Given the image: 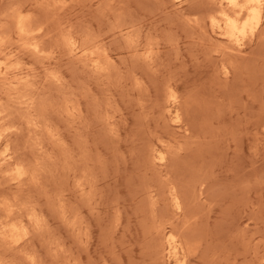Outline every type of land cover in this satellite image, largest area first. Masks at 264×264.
<instances>
[{
    "label": "rangeland",
    "instance_id": "1",
    "mask_svg": "<svg viewBox=\"0 0 264 264\" xmlns=\"http://www.w3.org/2000/svg\"><path fill=\"white\" fill-rule=\"evenodd\" d=\"M57 1L0 2V150L25 167L15 182L0 162V234L31 233L22 253L0 242V264H168L167 233L185 264H264V28L239 49L214 0ZM19 10L48 36L18 39Z\"/></svg>",
    "mask_w": 264,
    "mask_h": 264
},
{
    "label": "bare ground",
    "instance_id": "2",
    "mask_svg": "<svg viewBox=\"0 0 264 264\" xmlns=\"http://www.w3.org/2000/svg\"><path fill=\"white\" fill-rule=\"evenodd\" d=\"M7 1V0H6ZM42 0H37V5H38V7H39V2H41ZM43 1H45V0H43ZM52 1V0H51ZM53 1H55L54 3H56V1L57 0H53ZM61 1V0H60ZM64 1V0H63ZM175 1H180V0H175ZM175 1H174V3H175ZM215 1H217L216 3H214V5L216 4V11H217V13L220 15V17H223V19L225 20L224 22H225V24H226V29H224L225 30V32H224V38L225 39H227V41H228V43H230L229 45H230V47H233V46H235V47H237V48H242L243 46H244V44H245V42H247L248 40H252V38H254V36L257 34V33H261V31L263 30V28H264V0H214V2ZM0 2H1V0H0ZM49 2H50V0H49ZM58 2V1H57ZM65 2H66V0H65ZM68 2V1H67ZM213 2V1H212ZM2 3H3V1H2ZM6 3V2H5ZM53 3V2H52ZM63 3V2H62ZM62 3H56V4H54L55 5V9H57L56 8V6L57 5H61L60 7H62V8H64L63 7V5H62ZM44 4H45V2H44ZM51 4V3H50ZM49 4V5H50ZM40 5H42L40 8H44V5L41 3ZM45 5H47V3L45 4ZM53 4H52V8H53V6H54ZM65 5V4H64ZM59 6H57V7H59ZM58 8V11L61 9V8ZM22 8V9H21ZM25 8V7H24ZM23 7H20V10H23L24 9ZM36 8V7H35ZM39 8V9H40ZM45 8H46V6H45ZM47 8H48V6H47ZM50 9H51V6L49 7ZM225 8L226 9H228V11H232L236 16H237V20H233V18L232 17H230V15L227 13V10H225ZM16 9V8H15ZM18 9V8H17ZM49 9V10H50ZM55 9H53L54 11H55ZM13 10V9H12ZM20 10H19V12H17V14H16V16H15V22H14V25H15V30L17 31L16 33H17V36H19V38L18 39H20V37H26L27 38V40H29L31 37L29 36L28 37V35H29V32H31L32 30V26H31V24L33 23V22H29L30 21V17L28 18V16L30 15V14H28L29 12H28V10H27V14H26V12H25V16H26V18L27 19H29V20H27L26 18H24L23 16L24 15H22L21 13H20ZM48 10V9H47ZM47 10L45 9H43V11L40 9V11H41V13L42 12H44V13H42V14H44L45 15V17L48 19V16L50 17V13H52L53 12V10H52V12H50L49 11V13L47 12ZM62 10V9H61ZM215 11V12H216ZM57 12V11H56ZM56 12L54 13L53 12V15L51 14V18H54L53 16H55V18H54V20L57 18L56 17V15L57 14H59L58 12H57V14H56ZM20 13V14H19ZM23 13V12H22ZM41 14V17L43 16ZM213 14V13H212ZM28 15V16H27ZM47 15V16H46ZM32 16V15H31ZM34 17L35 16H33L32 18H33V20H34ZM37 17H39V19L41 20L42 18H40V16H37ZM43 18H44V16H43ZM51 18H49V19H51ZM39 19L38 18H35V21L36 22H34V23H36L35 24V27H34V23H33V28H35V34L36 33H38V32H40V31H43L44 32V29H43V27L42 26H44V28H45V32H48V30L49 29H51V28H47V27H45V25L47 26L48 25V23H46V20H45V25H42V24H44V21L43 20H41V21H43V23L40 21L39 22V24H37V22L39 21ZM57 20V19H56ZM55 20V21H56ZM209 20H210V22H211V24H210V26H212V24L214 25L216 22H217V17H216V15L215 16H211V17H209ZM221 20H222V18H221ZM11 21V20H10ZM28 21V22H27ZM31 21H32V19H31ZM49 21V20H48ZM51 22H53V20H51ZM50 21H49V24L51 23ZM29 23V24H28ZM42 23V24H41ZM55 23V22H54ZM11 24V23H10ZM13 25V26H14ZM28 25V26H27ZM51 25H52V23H51ZM10 26V25H9ZM30 26H31V28H30ZM64 26V25H63ZM225 26V25H224ZM48 27H50V26H48ZM213 27H216V26H213ZM218 27V26H217ZM8 28V27H7ZM30 28V29H29ZM211 28V27H210ZM12 29H14V28H12ZM29 31H28V30ZM43 29V30H42ZM46 29H47V31H46ZM69 29V28H68ZM209 29V28H208ZM219 29V28H218ZM2 30V29H1ZM0 30V31H1ZM31 30V31H30ZM53 30V32H54V29H52ZM68 31V30H67ZM213 31V34H214V30H212ZM264 31V30H263ZM218 32V31H217ZM220 32V31H219ZM1 33V32H0ZM41 33V32H40ZM51 33V32H50ZM64 33V32H63ZM63 33H60V37L62 38L63 36H65L66 34V32L64 33L65 35H61V34H63ZM32 34V33H31ZM35 34H33V35H35ZM48 34V33H47ZM47 34H45V33H41L40 35H39V37H41L42 35V39H45L46 38V36H48ZM262 34H263V32H262ZM2 35H3V32H2ZM2 35H1V37H2ZM10 35H13V34H10ZM44 35H45V38H43L44 37ZM70 37H68V38H70V39H74V38H71V35H72V37H73V35L74 34H70V32H69V34H68ZM67 35V36H68ZM215 35V34H214ZM258 35V34H257ZM67 36H65V37H67ZM217 36V35H216ZM0 37V38H1ZM39 37H37V38H39ZM222 37V36H221ZM222 37V38H223ZM259 37V36H258ZM29 38V39H28ZM33 38H35V39H37L36 38V35H35V37L33 36ZM223 38V39H224ZM2 39V38H1ZM17 39V40H18ZM23 39V38H22ZM42 39L40 40V38H39V40L40 41H42ZM70 39H68L69 41H70ZM75 39H76V37H75ZM74 39V40H75ZM3 40V39H2ZM65 41H67L66 39H64ZM73 40V41H74ZM37 41H38V39H37ZM36 40L34 41L35 43L37 42ZM61 41H63L62 39H61ZM65 41H64V43H63V45L62 46H65V48H66V46L68 45V44H70L71 42H69L68 41V44L67 43H65ZM76 41V40H75ZM30 42V41H29ZM76 42H78V39H77V41ZM91 42V41H90ZM4 43V42H3ZM6 43V42H5ZM18 42H16V44H17ZM21 43H23V42H21ZM33 42H31V44H32ZM59 43V42H58ZM62 43V42H61ZM73 43V42H72ZM31 44H29V45H31ZM37 44H39L38 42H37ZM65 44V45H64ZM77 44V43H76ZM83 43H81V44H77L78 46L77 47H79V45L81 46ZM87 44V43H86ZM220 44V43H219ZM61 45H60V49L59 50H64L65 48H63V49H61ZM71 45H73V44H71ZM70 45V46H71ZM88 45H92L91 43H89ZM228 45V44H227ZM233 45V46H232ZM1 46V45H0ZM27 46V45H26ZM25 46V47H26ZM40 46V45H39ZM38 46V47H39ZM69 46V47H70ZM3 47V46H2ZM30 47H32L33 49L32 50H36L37 49V46H36V44L34 45V44H32ZM69 47H68V49H69ZM73 47V46H72ZM83 47V46H82ZM86 47L88 48V46L86 45ZM234 47V48H235ZM19 48V47H18ZM79 48H81V47H79ZM78 48V49H79ZM89 48H90V46H89ZM224 48V47H223ZM234 48H233V50H234ZM67 48L64 50L65 52H66V50H67V52H68V54L71 56V53L72 54H74L73 56H75L76 54H77V51L74 53V51L72 52L71 51V53L69 52V50H68ZM86 49V48H85ZM92 49H94V48H92ZM99 49V48H98ZM236 49V48H235ZM239 49L236 51V50H234V52L236 51V53L239 51ZM0 50H1V47H0ZM26 50V49H25ZM39 51H35V53H38V52H43V51H41L40 50V47H39V49H38ZM83 50V49H82ZM87 50V49H86ZM96 50V49H95ZM242 50V49H241ZM240 50V51H241ZM84 51V50H83ZM99 51V50H98ZM223 51V54L225 55V53L226 52H224V50H222ZM225 51H226V48H225ZM80 52H82L81 50H80ZM86 52V51H85ZM93 52V54H94V50L92 51ZM92 52H86L85 53V56L86 57H90V59H91V61L89 62V59H88V61L86 60V62H84V63H87L88 64V62L91 64L92 63V65L94 64L95 66L94 67H96L97 66V64H96V62L98 63V61H96L95 59H93L92 57H95V56H92ZM101 52H102V49H101ZM83 53V52H82ZM81 53V54H82ZM98 54V56L100 55L99 54V52H97ZM103 53H105L104 51H103ZM102 53V54H103ZM240 52H238V54H239ZM40 54V53H39ZM63 54H64V52H63ZM79 55L80 57H82V55ZM95 54H96V51H95ZM218 54V53H217ZM226 55H228L227 57L225 56H223L224 57V60L226 59V58H230V56H229V54L227 53ZM84 56V57H85ZM105 57H106V54L104 55ZM151 56V55H150ZM149 56V57H150ZM76 57V56H75ZM101 57V56H100ZM99 57V58H100ZM108 57V56H107ZM107 57H106V59H107ZM147 57V56H146ZM78 58V57H77ZM221 58V57H220ZM83 59V58H82ZM102 59V60H101ZM100 60L101 61H103V58H101ZM148 59V58H147ZM231 59V58H230ZM98 60V59H97ZM9 61V60H8ZM222 61V60H221ZM7 62V61H6ZM104 62V61H103ZM223 62V61H222ZM225 62V61H224ZM225 64H226V62H225ZM231 64H232V66H233V63H230V66H231ZM2 64H0V66H1ZM3 65H4V63H3ZM3 65H2V67H3ZM92 65H91V67L90 68H92ZM99 65H100V63H99ZM102 65V64H101ZM226 65H229V64H226ZM225 65V66H226ZM103 66V65H102ZM102 66H99V70L100 71H97L98 69L97 68H95L94 70H96L98 73L100 72V73H103L104 71H106V69H103V68H105V67H103L102 69H100V67H102ZM223 66V65H222ZM13 67V66H12ZM89 67V64H88V66H87V68ZM224 67V66H223ZM223 67H221L220 66V68H222L223 69V73H225L224 75H226V74H229L228 72V69L229 68H231L232 69V67H227V69L226 68H223ZM4 68V67H3ZM6 69V68H5ZM89 70H91V69H89ZM102 70V71H101ZM104 70V71H103ZM1 71H2V69H1V67H0V74H1ZM95 71V72H96ZM6 72V71H5ZM92 72V71H91ZM233 73V72H232ZM226 76H229V75H226ZM5 77V76H4ZM225 77V76H224ZM56 78V77H55ZM226 79H227V77H225ZM57 81V80H56ZM22 85V84H21ZM24 86V85H23ZM88 92V91H87ZM20 93V92H19ZM173 94V93H172ZM15 95V94H14ZM5 96V95H4ZM13 96V95H12ZM170 96H171V94H170ZM27 97V96H26ZM175 96L173 95V96H171V98H173V99H175L174 98ZM20 97H18V99H19ZM170 98V97H169ZM170 98V99H171ZM22 99V98H21ZM24 99V98H23ZM26 99V98H25ZM29 100V99H28ZM24 101V100H23ZM176 101V100H175ZM16 102V101H15ZM29 102V101H28ZM174 103V102H173ZM20 105V104H19ZM70 108H72V106L70 107ZM172 108V107H171ZM68 109V108H67ZM72 110V109H71ZM73 110H75V112H76V107L74 106V108H73ZM68 112V111H67ZM71 112V111H70ZM177 112V111H176ZM1 113V112H0ZM70 114V113H69ZM75 115V114H74ZM176 115H177V113H176ZM175 116V115H174ZM105 118V117H104ZM176 118V117H175ZM28 120V119H27ZM175 121V120H174ZM32 122V121H31ZM27 123V122H26ZM34 123V122H33ZM103 123V122H102ZM35 124H33V126H34ZM36 126V125H35ZM8 130L9 129H12L11 127L9 128H7ZM6 129V130H7ZM3 130V129H2ZM2 130H0V131H2ZM5 130V129H4ZM3 130V131H4ZM7 132V131H6ZM11 132V131H10ZM7 133H9V132H7ZM5 138V137H4ZM48 140V139H47ZM3 140L1 139V135H0V143L2 144L3 142H2ZM5 141H7V140H5ZM5 144V143H4ZM6 144H7V142H6ZM9 146V145H8ZM4 147H5V145H4ZM3 147V148H4ZM6 148H7V146H6ZM6 148L4 149V152H5V156L3 155V156H0L1 157V159H0V162L1 161H3V162H6L7 164H8V159H9V163H11L12 161H11V157L9 156V154H7V153H9L10 151L8 150V152H7V150H6ZM43 150H44V148H43ZM43 150L41 151V153L43 152ZM1 152H3V149L1 148V150H0V153ZM3 152V153H4ZM2 153V154H3ZM12 153V152H11ZM13 154V153H12ZM39 154H40V150H39ZM97 154V153H96ZM153 154V153H152ZM11 155V154H10ZM156 155V154H155ZM151 156V155H150ZM153 156H154V154H153ZM87 157V156H86ZM45 158V157H44ZM151 158V157H150ZM156 158V157H155ZM165 158H166V156L163 154V153H158L157 154V159L162 163L164 160H165ZM98 159V158H97ZM40 160V159H39ZM45 160V159H44ZM37 161V163H38V160H36ZM36 161H35V163H36ZM95 161V160H94ZM98 161V160H97ZM153 161H155V160H153ZM16 162H18V161H16ZM42 162V161H41ZM157 162V161H156ZM165 162V161H164ZM2 163V162H1ZM5 163V164H6ZM13 163V162H12ZM36 163V164H37ZM54 163V162H53ZM53 163H52V165H53ZM95 163V162H94ZM99 163V162H98ZM4 164V163H3ZM2 164V166H4V168H6L5 167V165H3ZM50 164V163H49ZM97 164V163H96ZM95 164V165H96ZM164 164V163H163ZM163 164H162V166H163ZM9 166L11 165V164H8ZM8 165H7V167H8ZM14 165V164H13ZM13 165H11V166H13ZM17 166H13L14 168L13 169H11L10 171L8 170L7 171V169H5V171L8 173H6L7 175H9L10 174V176H8L9 177V179L8 180H13V181H20L24 176H25V171H24V169H25V167L24 168H21L18 164H16ZM38 165H39V163L37 164V167H38ZM41 165V164H40ZM159 165V164H158ZM2 166H0V167H2ZM86 166V165H85ZM97 166V165H96ZM33 167V166H32ZM87 167V166H86ZM100 166H98V168H99ZM3 168V167H2ZM11 168V167H10ZM39 168V167H38ZM91 169V168H90ZM97 169V168H96ZM100 169V168H99ZM26 170H30V168L29 169H26ZM85 170V169H84ZM92 170H93V168H92ZM0 171H4L3 169H1L0 168ZM5 171H4V173H5ZM31 171V170H30ZM33 171H34V173H35V171L36 170H34L33 169ZM96 171V170H95ZM98 171V170H97ZM32 172V171H31ZM93 172V171H92ZM1 173V172H0ZM27 173V172H26ZM33 173V174H34ZM38 173V172H37ZM42 173V172H41ZM74 173V172H73ZM84 173V172H83ZM30 174V173H29ZM36 174V173H35ZM82 174V173H81ZM90 174V173H89ZM92 174H94V173H92ZM96 174H98V173H96ZM95 174V175H96ZM79 175V174H78ZM85 175V174H84ZM95 175H93L92 177H94ZM4 176H6L5 174H4ZM29 176V175H28ZM28 176H26V178L28 179L29 177ZM35 176V175H34ZM33 176V177H34ZM36 176H37V174H36ZM67 176V175H66ZM88 175H86L85 177H87ZM97 176V175H96ZM10 177H11V179H10ZM84 177V176H83ZM4 178V177H3ZM38 179H39V175H38V177H37ZM65 178V177H64ZM63 178V179H64ZM73 178V177H72ZM25 179V178H24ZM26 179V180H27ZM30 179V178H29ZM71 179V178H70ZM75 179V178H74ZM77 179H78V177H77ZM76 179V180H77ZM89 179V178H88ZM26 180H24V181H26ZM32 180L33 181H35V177L34 178H32ZM31 179L30 180H27V181H29V183L32 181ZM97 181H98V178L96 179ZM6 181V180H5ZM32 181V182H33ZM81 181V180H80ZM92 181V180H91ZM10 182V181H9ZM17 182V183H18ZM59 182V181H58ZM79 182V181H78ZM82 182V181H81ZM80 182V183H81ZM93 182L95 183V180H93ZM37 183V182H36ZM77 183V182H76ZM83 184H84V182H82ZM94 183H93V185H94ZM26 183L24 182V185H25ZM32 184V183H31ZM39 184V183H38ZM82 184V185H83ZM85 184H88V183H86V180H85ZM23 185V184H22ZM23 185V186H24ZM34 185V184H33ZM81 185V184H80ZM89 185V184H88ZM35 186H36V184H35ZM74 186V185H73ZM92 186V185H91ZM95 186V185H94ZM97 186H98V184L96 185V187L95 188H97ZM83 187H84V185H83ZM82 187V188H83ZM93 187V186H92ZM77 188H81V187H78L77 186ZM85 188H86V185H85ZM85 188H84V190H85ZM94 188V187H93ZM94 188V189H95ZM75 189V188H74ZM87 189V188H86ZM93 189V190H94ZM84 190H82L81 189V191H80V193L83 191V192H85ZM92 191V190H91ZM98 191V190H97ZM87 192V191H86ZM76 193H77V191H76ZM94 193H95V191H94ZM97 193V192H96ZM172 193V192H171ZM171 193H170V195H171ZM175 193H177V192H175ZM82 195H80V198L82 197L83 198V193H81ZM85 195V194H84ZM92 195H93V193H92ZM87 196V195H86ZM177 196H178V193H177ZM176 196V194H174V193H172V195H171V199H172V201L171 202H173V206L176 208V210L178 209V208H180L179 206H180V204H179V201H180V199L178 198ZM61 197V196H60ZM63 197V196H62ZM97 197V196H96ZM94 198V197H93ZM99 198V197H98ZM97 198V199H98ZM16 199V198H15ZM59 199V198H58ZM61 199V198H60ZM97 199H96V201H97ZM14 200V199H13ZM17 200V199H16ZM31 201V200H30ZM55 201V200H54ZM62 201V200H61ZM61 201H60V203H61ZM95 201V200H94ZM3 202V201H2ZM57 202V201H56ZM1 203V202H0ZM14 203V202H13ZM19 203V202H18ZM94 203H96V202H94ZM93 203V204H94ZM11 204V203H10ZM22 204V203H21ZM55 204H57V203H55ZM19 205V204H18ZM23 205V204H22ZM21 205V206H22ZM25 206H26V204H24ZM97 205V204H96ZM20 206V207H21ZM10 207V206H9ZM12 207H14L13 206V204H12ZM12 207H11V209H12ZM18 207V206H17ZM24 207V206H23ZM36 207V206H35ZM58 207H60V206H58ZM63 207V206H62ZM96 207V206H95ZM26 208H29V206H27ZM7 209V208H6ZM5 209V210H6ZM15 209V208H14ZM24 209V208H23ZM34 209V208H33ZM32 209V210H33ZM4 209H2L1 211H3ZM9 210V209H8ZM7 210V212L9 213V211ZM27 210V209H26ZM38 211H39V208H38ZM11 212V211H10ZM17 212V211H16ZM15 212V213H16ZM19 212V211H18ZM22 212V211H21ZM28 212V211H27ZM34 212V211H33ZM63 212H65V209L63 210ZM26 213V212H25ZM35 213V212H34ZM67 213V212H66ZM24 214V213H23ZM63 214V213H62ZM1 215H2V213H1ZM4 215V214H3ZM13 215V214H12ZM15 215V214H14ZM17 215H19V214H17ZM25 215V214H24ZM30 215V214H29ZM34 216V215H33ZM60 216V215H59ZM9 217V216H8ZM12 217V216H11ZM18 217V216H17ZM29 217V216H28ZM64 217V216H63ZM13 218H15L16 219V217L14 216ZM32 217H29V222L31 221L32 223L33 222H37V220H38V218L36 219V217L35 218H32ZM12 219V218H11ZM15 219H13V220H15ZM31 219V220H30ZM36 221H35V220ZM40 219H42V218H40ZM34 220V221H33ZM74 220V219H73ZM76 220V219H75ZM27 221V220H26ZM39 221V220H38ZM68 221V220H67ZM45 222V221H44ZM19 222H17V223H10L9 225L8 224H6V226L4 225L2 228H4L3 229V231L1 232V237H0V242H3V244H6L9 248H11L12 250L11 251H19L20 250V252L22 253L24 250H22L21 251V249H26V248H24V246L26 247V246H29V245H27V242H29L30 240H28V236H29V234L31 235V233H28L29 231H28V229H27V227H26V229H27V231L24 229V227L23 226H21V224H18ZM22 223V222H21ZM4 224V223H3ZM30 224V223H29ZM34 225H35V223H33ZM39 224H41L40 223V221L38 222V225H37V223H36V225H37V227H36V225H35V228H41V227H38L39 226ZM1 225V224H0ZM24 225V224H23ZM27 225H28V223H27ZM2 226V225H1ZM26 226V225H25ZM30 226V225H29ZM28 226V227H29ZM41 226H43V225H41ZM82 226V225H81ZM6 228H8V229H6ZM43 228H44V226H43ZM42 228V229H43ZM6 229V230H5ZM41 229V230H42ZM78 229H79V227H78ZM87 229V228H86ZM25 230V231H24ZM36 230V229H35ZM30 231H31V229H30ZM46 232V231H45ZM47 233V232H46ZM74 233V232H73ZM33 234V233H32ZM48 234H49V232H48ZM38 235V234H37ZM77 235V234H76ZM88 235V234H87ZM41 236V235H40ZM81 236V235H80ZM32 237H34V236H32ZM75 237V236H74ZM31 238V237H30ZM37 238V237H36ZM47 238H50V237H48L47 236ZM33 239V238H32ZM28 240V241H27ZM45 240V239H44ZM165 240H166V242H165V245H163L164 246V254H165V258H166V260H167V262H168V264H185L186 263V259L185 258H180L179 257V248H178V243H177V241H175V238L172 236V235H170L169 233H167L166 235H165ZM59 241V240H58ZM32 242V241H31ZM40 243V242H39ZM45 243H48L49 244V242H45ZM2 244V243H1ZM0 244V245H1ZM37 244V243H36ZM59 244V243H58ZM57 244V245H58ZM74 244V243H73ZM6 245H3L4 246V248H5V250H6ZM41 245H43V244H41ZM49 245H51V244H49ZM56 245V246H57ZM40 246V245H39ZM44 246H45V244H44ZM64 246V245H63ZM8 247H7V251H10V250H8ZM30 247V246H29ZM28 247V249H30ZM46 247V246H45ZM44 247V248H45ZM49 247V246H48ZM3 248V249H4ZM78 248V247H77ZM1 249H2V247H1ZM37 249V248H36ZM67 249V248H66ZM45 250V249H44ZM37 251V250H36ZM52 251V250H51ZM54 251V250H53ZM61 251V250H60ZM66 251V250H65ZM162 251V250H161ZM25 252V251H24ZM31 252V251H30ZM40 252V251H39ZM45 252V251H44ZM43 252V253H44ZM69 252V251H68ZM185 252V251H184ZM19 253V252H18ZM56 253H57V251H56ZM82 253V252H81ZM4 254V253H3ZM32 254V253H31ZM37 254V253H36ZM53 254H54V252H53ZM71 254V253H70ZM256 254V253H255ZM20 255V254H19ZM18 255V256H19ZM34 255V254H33ZM57 255L59 256L60 254H58L57 253ZM95 255V254H94ZM28 256V255H27ZM54 256V255H53ZM61 256V255H60ZM63 256H64V253H63ZM65 256H68V255H65ZM73 256V255H72ZM17 257V256H16ZM21 257H23V255L21 256ZM36 257V256H35ZM56 257V256H55ZM55 257H53V258H55ZM69 257V256H68ZM162 257V256H161ZM2 258V257H1ZM15 258V257H14ZM58 258V257H57ZM65 258V257H64ZM8 259H10V258H8ZM16 259V258H15ZM65 259H67V258H65ZM65 259H63L64 260V262H65ZM71 259V258H70ZM6 260V259H5ZM19 260V259H18ZM24 260H25V258H24ZM55 260V259H54ZM59 260V259H58ZM71 260H73V259H71ZM163 260V259H162ZM2 261H3V259H2ZM14 261V260H13ZM76 261V260H75ZM78 261V260H77ZM9 262H10V260H9ZM12 262V261H11ZM24 262V261H23ZM60 262V261H59ZM59 262H57V263H59ZM63 262V263H64ZM68 262V261H67ZM67 262H66V264H67ZM73 262V261H72ZM79 262V261H78ZM35 263V262H34ZM39 263V262H38ZM55 263V262H54ZM62 262H60V264H61ZM10 264V263H9ZM28 264V263H27ZM29 264H30V262H29ZM35 264H37V263H35ZM70 264V263H69ZM79 264V263H78Z\"/></svg>",
    "mask_w": 264,
    "mask_h": 264
}]
</instances>
